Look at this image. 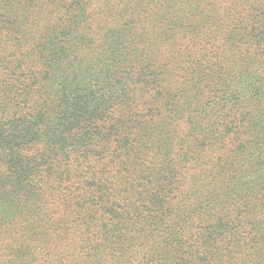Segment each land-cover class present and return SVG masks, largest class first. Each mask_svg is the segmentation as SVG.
<instances>
[{"label":"trees","instance_id":"obj_1","mask_svg":"<svg viewBox=\"0 0 264 264\" xmlns=\"http://www.w3.org/2000/svg\"><path fill=\"white\" fill-rule=\"evenodd\" d=\"M0 264H264V0H0Z\"/></svg>","mask_w":264,"mask_h":264}]
</instances>
